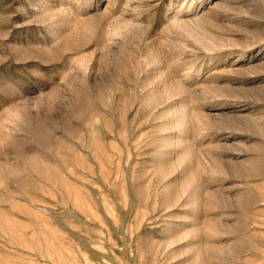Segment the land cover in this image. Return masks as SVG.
Returning a JSON list of instances; mask_svg holds the SVG:
<instances>
[{
	"label": "rangeland",
	"instance_id": "1",
	"mask_svg": "<svg viewBox=\"0 0 264 264\" xmlns=\"http://www.w3.org/2000/svg\"><path fill=\"white\" fill-rule=\"evenodd\" d=\"M0 264H264V0H0Z\"/></svg>",
	"mask_w": 264,
	"mask_h": 264
}]
</instances>
